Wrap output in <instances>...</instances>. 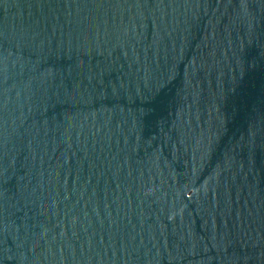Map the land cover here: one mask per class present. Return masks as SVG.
I'll use <instances>...</instances> for the list:
<instances>
[{
  "label": "water",
  "instance_id": "1",
  "mask_svg": "<svg viewBox=\"0 0 264 264\" xmlns=\"http://www.w3.org/2000/svg\"><path fill=\"white\" fill-rule=\"evenodd\" d=\"M0 264H264V0H0Z\"/></svg>",
  "mask_w": 264,
  "mask_h": 264
}]
</instances>
